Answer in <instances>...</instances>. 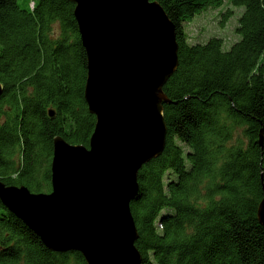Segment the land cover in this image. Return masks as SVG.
I'll list each match as a JSON object with an SVG mask.
<instances>
[{
  "label": "trees",
  "instance_id": "obj_1",
  "mask_svg": "<svg viewBox=\"0 0 264 264\" xmlns=\"http://www.w3.org/2000/svg\"><path fill=\"white\" fill-rule=\"evenodd\" d=\"M176 29L179 65L163 87L166 145L131 201L140 264H264V0H153ZM243 6L230 49L191 42L187 23ZM76 4L0 0V182L52 190L54 139L89 147L96 125ZM51 111L54 115H51ZM263 137V144L260 139ZM0 264H88L54 251L0 199Z\"/></svg>",
  "mask_w": 264,
  "mask_h": 264
},
{
  "label": "water",
  "instance_id": "obj_2",
  "mask_svg": "<svg viewBox=\"0 0 264 264\" xmlns=\"http://www.w3.org/2000/svg\"><path fill=\"white\" fill-rule=\"evenodd\" d=\"M70 1L87 53L85 99L97 119L89 147L55 137L52 190L0 182V199L51 250L81 251L88 264H140L130 204L139 170L166 145L171 99L163 87L179 65L175 25L158 1ZM258 215L264 225V198Z\"/></svg>",
  "mask_w": 264,
  "mask_h": 264
},
{
  "label": "rangeland",
  "instance_id": "obj_3",
  "mask_svg": "<svg viewBox=\"0 0 264 264\" xmlns=\"http://www.w3.org/2000/svg\"><path fill=\"white\" fill-rule=\"evenodd\" d=\"M28 1L18 0L21 7H26ZM243 11V6H236L228 1L219 7L208 8L187 23L190 41L203 42L212 36H218L223 38L224 48L230 49L241 38L236 28Z\"/></svg>",
  "mask_w": 264,
  "mask_h": 264
}]
</instances>
